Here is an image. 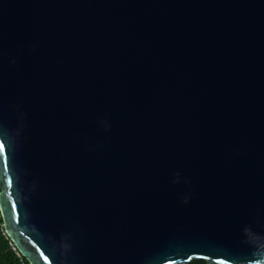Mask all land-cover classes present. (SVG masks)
Instances as JSON below:
<instances>
[{
	"label": "water",
	"instance_id": "1",
	"mask_svg": "<svg viewBox=\"0 0 264 264\" xmlns=\"http://www.w3.org/2000/svg\"><path fill=\"white\" fill-rule=\"evenodd\" d=\"M0 140L29 264H264V0H0Z\"/></svg>",
	"mask_w": 264,
	"mask_h": 264
},
{
	"label": "trees",
	"instance_id": "2",
	"mask_svg": "<svg viewBox=\"0 0 264 264\" xmlns=\"http://www.w3.org/2000/svg\"><path fill=\"white\" fill-rule=\"evenodd\" d=\"M12 241L5 234L3 221L0 216V264H29L23 256H18V251L13 250ZM188 264H206L204 259H192Z\"/></svg>",
	"mask_w": 264,
	"mask_h": 264
},
{
	"label": "snow or ice",
	"instance_id": "3",
	"mask_svg": "<svg viewBox=\"0 0 264 264\" xmlns=\"http://www.w3.org/2000/svg\"><path fill=\"white\" fill-rule=\"evenodd\" d=\"M0 154H2L4 156H6V154H7V148H6V145H5L3 140H0ZM7 167H8V164H7V160L5 159L4 160L5 171L7 170Z\"/></svg>",
	"mask_w": 264,
	"mask_h": 264
},
{
	"label": "built area",
	"instance_id": "4",
	"mask_svg": "<svg viewBox=\"0 0 264 264\" xmlns=\"http://www.w3.org/2000/svg\"><path fill=\"white\" fill-rule=\"evenodd\" d=\"M11 247H12L13 250L16 249L14 245H11ZM17 254H18V256H20L19 252Z\"/></svg>",
	"mask_w": 264,
	"mask_h": 264
}]
</instances>
